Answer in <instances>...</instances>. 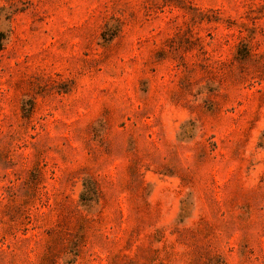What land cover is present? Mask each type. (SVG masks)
<instances>
[{"label": "rangeland", "instance_id": "obj_1", "mask_svg": "<svg viewBox=\"0 0 264 264\" xmlns=\"http://www.w3.org/2000/svg\"><path fill=\"white\" fill-rule=\"evenodd\" d=\"M0 264H264V0H0Z\"/></svg>", "mask_w": 264, "mask_h": 264}]
</instances>
